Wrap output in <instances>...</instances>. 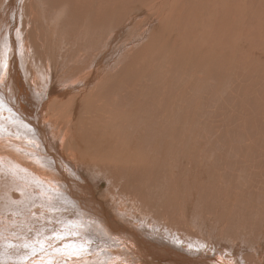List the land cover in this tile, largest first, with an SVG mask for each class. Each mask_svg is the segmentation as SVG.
<instances>
[{
	"label": "bare ground",
	"instance_id": "1",
	"mask_svg": "<svg viewBox=\"0 0 264 264\" xmlns=\"http://www.w3.org/2000/svg\"><path fill=\"white\" fill-rule=\"evenodd\" d=\"M178 1L101 14L85 0L49 19L40 0H0V264H264V120L246 153L196 166L140 77Z\"/></svg>",
	"mask_w": 264,
	"mask_h": 264
},
{
	"label": "rangeland",
	"instance_id": "2",
	"mask_svg": "<svg viewBox=\"0 0 264 264\" xmlns=\"http://www.w3.org/2000/svg\"><path fill=\"white\" fill-rule=\"evenodd\" d=\"M31 1L33 0H8V3L10 2L8 8L12 10L14 4L20 3V7L24 10L31 9ZM70 1L73 6H69ZM187 1L189 4L186 3ZM103 2L102 5H92L96 11H101V14L102 11L110 10L111 6L128 8L135 2L138 5V0H103ZM49 3L50 0H40L38 3L39 6L46 5V16L49 15V19L60 12V7L69 10L74 7L79 8L83 13L86 6L85 0H58L49 9ZM178 3L185 7L177 5L174 9L176 14L171 18L172 23L168 22V26L171 24L170 28L166 27L167 32L165 29L163 35L160 33L161 37L157 39L160 43L156 44L154 49L156 51L154 66L151 65L148 70V73L149 71L152 73V77L142 72L140 77L149 84V89L152 91L150 99L160 107L159 116L171 120L173 128L177 127V118H179L182 122V130L179 129V133L185 132L188 138L192 136V139L187 140V152L197 155L196 166L210 168L226 151L228 155L236 156L237 149L241 147L242 154L246 153L250 143L246 139L252 131L260 130L259 122L264 120V0H180ZM186 7L188 9L186 10L190 11L184 18ZM123 8L121 12H125ZM65 14L64 18L70 15L69 12ZM75 14V18L81 17L79 13ZM145 15L149 16L147 13ZM135 20L130 23L128 30L127 24L124 27L126 32L117 40L119 45L130 36L129 30L132 24H136L138 17ZM25 21L26 16L22 23ZM121 21L123 20L117 15H112L109 21H104V27L107 28L109 24ZM203 21L206 23L200 24L204 23ZM183 23L185 34L180 30ZM185 24L192 26L190 33L187 31L190 26L186 27ZM193 28H197L198 31ZM138 33L140 30L134 32L133 36L141 38ZM109 37L110 35L104 36V41ZM39 44L36 39L33 48L39 49ZM37 57L35 56V59ZM157 67L166 68V73L155 70ZM209 75L212 77L215 75V79L208 77ZM162 81L169 86L162 84ZM192 85L198 86V90H190ZM198 143V148L191 151L192 144ZM254 153H259V150L254 149ZM251 161L244 164L254 167L259 162V160H255L254 163ZM242 166L238 165L237 168Z\"/></svg>",
	"mask_w": 264,
	"mask_h": 264
}]
</instances>
